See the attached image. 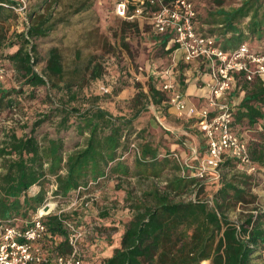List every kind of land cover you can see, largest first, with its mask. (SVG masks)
I'll list each match as a JSON object with an SVG mask.
<instances>
[{"label": "trees", "instance_id": "trees-1", "mask_svg": "<svg viewBox=\"0 0 264 264\" xmlns=\"http://www.w3.org/2000/svg\"><path fill=\"white\" fill-rule=\"evenodd\" d=\"M254 2L246 1L225 13L222 20L225 31L233 32L228 38V45L242 42L249 33L259 34L264 30V20H256L257 11H253L247 24L249 33L236 26L251 13ZM17 4L16 0H0V23L10 14H17L12 8ZM80 10V6L75 9L76 12ZM27 18L26 28L12 32L10 38L5 36L0 26V44L6 42L8 47L16 45V49L7 52L3 58H7L23 78L20 88L0 91V111L15 105V96L24 93L23 86L28 89V97L33 98L35 90L48 83L47 78L35 70L38 58L33 39L49 32L62 20H54L44 13L30 14ZM121 25L123 32L130 29L139 31L136 20L122 21ZM151 30L159 54H171L176 48L173 33L159 34ZM45 69L56 78L63 75L57 48L49 49ZM100 73L101 67L97 66L94 76ZM72 86L65 83L59 89L70 93L71 99H74L76 92H72ZM235 94L242 97L233 111V125L238 129L241 126L253 129L256 141L248 145L249 153L256 163L264 167V79L260 76L251 82L241 79L230 95L234 97ZM167 100V94L152 81L147 92L138 90L132 99L129 115H114L95 102L78 107L55 104L50 100L53 108L42 113L32 123L28 133L18 136L14 131L7 132L0 146V221L24 218L40 208L46 202L49 176L55 179L53 194L54 201L58 202L67 201L79 186L102 176L107 167L109 177L125 179L142 175L157 178L171 164V158L167 156L169 152L158 159L156 150L149 143L145 141L138 145L134 136L143 138L144 132L137 130L135 121L146 110L148 101L159 106ZM60 115L56 127L58 132L73 128L79 137L72 146H67L60 136L38 137L36 134L42 122ZM132 142L138 147L142 159L137 158L131 168L126 159L116 158L125 153ZM202 145L204 150L203 135ZM146 156H150L151 160L145 159ZM217 173L219 176L210 197L205 189L208 180L194 177H174L169 183L172 191L180 193L187 190L194 194L193 199L174 201L166 193L146 191V204L131 209L132 215L120 235L119 247L114 248L112 255L105 257L100 264H142L140 258L146 257L145 252L154 243L162 245L160 264H198L202 260H209L212 264H257L256 258L261 257L264 251V212H250L251 207L258 203V196L252 190L253 178L235 169V159L231 157L220 163ZM34 184L38 185V190L30 195L27 191ZM130 195L131 191L126 190L128 201L131 200ZM237 208H240L239 212ZM231 212L237 213L236 220L229 217ZM79 217V212L61 216L48 214L45 217L48 234L43 240L44 248L66 252V240L59 241L53 237L65 236L61 219L77 224ZM171 228L175 231L173 241L169 234ZM148 240L151 242L147 245Z\"/></svg>", "mask_w": 264, "mask_h": 264}, {"label": "rangeland", "instance_id": "rangeland-1", "mask_svg": "<svg viewBox=\"0 0 264 264\" xmlns=\"http://www.w3.org/2000/svg\"><path fill=\"white\" fill-rule=\"evenodd\" d=\"M25 1L27 16L44 13L51 15L54 20L61 19L62 21L49 32L33 39L38 58L35 70L45 76L48 83L37 88L33 98L28 97V89L23 86L24 93L15 96V105L0 111V146L7 132L14 131L18 136L28 133L32 123L42 113H47L53 108L50 100L55 104L65 103L78 107L88 106L95 102L114 115H129L132 99L139 89L147 92L150 81L159 87V79L156 78L155 71L169 65L171 56L159 54L158 48L154 46L152 28L145 18L134 19L138 22L139 31L135 32L132 29L122 31V21L132 20L122 19L114 13L117 0ZM128 1L134 2L133 0ZM246 1L250 0H194L198 12V25H201L206 13L214 12L218 6L225 7L227 12H230ZM79 6L81 10L76 12L75 9ZM253 11L258 12L256 20L263 21L264 0H255L251 13L236 23L238 29L250 32L247 24ZM0 24H2L0 26L3 27V33L9 38L12 32H20L26 28L23 16L20 14H10ZM202 28L200 26L201 30ZM247 36L251 47L264 50V30L259 34L249 33ZM53 47L58 49L63 67V75L58 78L50 75L45 69L48 51ZM15 49L16 45L8 47L6 42H2L0 44L1 57L3 58L7 52ZM175 58L178 61L180 77L185 78L188 64L182 61V56L180 61L177 55ZM3 62L7 73L0 83V91L20 88L23 83L22 76L7 58H3ZM181 64L183 65L180 68ZM97 66L101 67V73L99 76H94ZM65 83L73 84L72 92H76L74 99H71L70 93L59 89ZM102 87L107 88L108 91L104 92ZM238 98L239 94H235L231 99L235 102ZM60 117L61 115L51 117L42 122L36 129V134L38 137L60 136L67 146H72L79 140V137L73 128L58 132L56 127ZM135 126L137 130L141 129L144 132L143 138L134 136L138 145L146 141L156 150L158 159H162L165 153L169 152L168 154L176 153L178 160L168 155L171 158V164L157 178L137 175L122 179L110 176L99 186L90 188L92 192H95L96 197L87 208L80 209L77 223L87 231L86 240L81 242L84 252L83 264H100L107 257L112 247L119 242L123 228L132 215L131 209L146 204L144 199L146 191L166 193L168 198L174 201L194 197V194L186 192L187 190L180 193L172 191L169 183L174 177L191 178L196 162L191 158L192 148L198 149L200 157L204 155V150L201 149L202 134L198 128L193 122L178 118L166 102L156 106L149 101L146 104V110L136 119ZM238 131H246L250 142L253 141V137L255 138L252 128L241 126ZM146 157L151 160L150 156ZM135 160H137L136 155L132 153L126 156V162L131 168ZM175 163L177 168H175ZM208 179L205 189L210 197L218 178L210 175ZM37 190L38 185L34 184L29 187L28 194L31 195ZM126 190L131 191L129 201L126 199ZM252 190L258 196V204L264 206V186L261 178L254 182ZM258 190L262 192V195H259ZM239 211L237 209V212ZM237 216L234 212L229 214L231 219L236 220ZM169 234L173 241L175 231L172 228ZM150 242L148 240L147 245ZM161 251L162 245L154 243L145 252L146 257L140 258L141 263L160 264ZM256 263L263 264L261 257L256 258Z\"/></svg>", "mask_w": 264, "mask_h": 264}, {"label": "built area", "instance_id": "built-area-1", "mask_svg": "<svg viewBox=\"0 0 264 264\" xmlns=\"http://www.w3.org/2000/svg\"><path fill=\"white\" fill-rule=\"evenodd\" d=\"M16 1L18 4L12 8L23 16L27 26L29 21L26 15V1ZM133 1L130 3L128 0H117L114 13L125 20L143 17L156 33H173L176 48L169 54L170 64L155 71V76L159 79V88L168 96L166 103L174 110L176 116L193 122L203 135L204 155L200 157L198 149L192 148L191 158L197 162V166L191 177L201 181L209 180L210 175L218 178L220 163L226 157H231L235 159V169L251 176L254 182L261 178L264 186V167L252 159L247 141L233 125V111L236 105L230 97L241 79L247 82H251L256 76L264 79V50H256L246 41L238 43L235 47L223 48L216 36L198 30V12L194 0ZM177 51L181 52L185 64L199 59L207 64L209 79L206 83L205 103L201 106L187 103L184 93L176 83V77L180 74L174 54ZM6 73L7 69L0 54V83L5 79ZM101 89L108 91L104 87ZM129 153L142 159L138 147L132 142L128 150L116 160L126 159ZM168 155L178 160L176 153ZM108 177L107 167L102 176L74 190L67 201L58 202L54 201L53 194L56 189L55 179L49 176L46 202L40 208L31 212L29 218L14 217L0 221V264H83L84 252L81 242L86 240L87 231L78 224L61 219L65 236L58 235L53 239H65L68 250L61 253L53 248L45 249L43 240L48 234L45 217L51 213L61 216L87 208L96 197L90 188L99 186ZM258 211L264 212V206L258 205L250 210L253 214ZM261 260L264 264V251ZM198 264L212 263L202 260Z\"/></svg>", "mask_w": 264, "mask_h": 264}, {"label": "crops", "instance_id": "crops-1", "mask_svg": "<svg viewBox=\"0 0 264 264\" xmlns=\"http://www.w3.org/2000/svg\"><path fill=\"white\" fill-rule=\"evenodd\" d=\"M221 11H222V14H220ZM226 12H227V9L225 7L218 6V8L214 12L206 13V15L203 18L201 25H198V22L196 24L198 30H200L202 32H206V33H210V34L215 33L213 35L216 36L220 45L223 48H229L232 46H236V44H237V43H233L231 45L227 44L228 38L232 36L231 34L233 32L230 30L225 31V23H223L222 20H223ZM137 19H140V18H137ZM197 20H198V17H197ZM200 26L203 27L202 30L200 29ZM237 32H239V31H237ZM247 37H244L243 41L248 42ZM249 41H250V39H249ZM174 54L177 55V57L179 58V61H180L181 56H182L181 52L177 51ZM183 75H185V74L183 73ZM208 79H209V77H208L207 64L203 60L199 59V60H194L193 62L188 64V71H187V75L185 78H181L180 74L177 75L176 83H177L178 87L180 88V90L184 93L187 103L195 104L197 106H201L205 103V95L207 93L206 83H207ZM241 97H239L238 100L234 102L236 106L240 102ZM170 110H172L173 113L175 114V112L172 108H170ZM245 128H247V127H245ZM239 134L243 139H245L247 141L248 145L250 143L254 142V140L256 141V139H254V137H253L252 138L253 141L250 142L251 140H249V137H247L246 131H241V132H239ZM196 165H197V163L195 162V165L193 167L196 168ZM258 193H259V195H262L261 194L262 192H260L259 190H258ZM258 205L259 204L256 203L255 207H257ZM255 207H251V208L253 209ZM237 209L239 210L240 208H237ZM119 245H120V239H119V242L116 243V245H114L112 247V249H111L110 253L107 255V257L111 256L114 248L119 247Z\"/></svg>", "mask_w": 264, "mask_h": 264}]
</instances>
